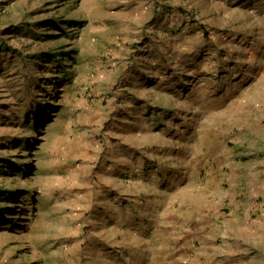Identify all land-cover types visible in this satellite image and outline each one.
Here are the masks:
<instances>
[{
  "label": "rangeland",
  "instance_id": "obj_1",
  "mask_svg": "<svg viewBox=\"0 0 264 264\" xmlns=\"http://www.w3.org/2000/svg\"><path fill=\"white\" fill-rule=\"evenodd\" d=\"M203 194L244 222L194 260L264 264V0H0V264H128L125 197Z\"/></svg>",
  "mask_w": 264,
  "mask_h": 264
},
{
  "label": "crops",
  "instance_id": "obj_2",
  "mask_svg": "<svg viewBox=\"0 0 264 264\" xmlns=\"http://www.w3.org/2000/svg\"><path fill=\"white\" fill-rule=\"evenodd\" d=\"M258 183V190L252 191L261 196L262 181ZM216 197V194H203L199 200L184 199L181 204L171 203L172 200L158 203L153 197L138 195L125 197L116 217L120 226L118 242L131 256L128 264H192L194 259L204 257L207 261L215 260L219 245H226L224 238L232 233L230 227L220 228L221 224L228 218L239 226L244 222L239 221L241 216L235 212L225 218L220 216ZM141 231L145 236L135 235Z\"/></svg>",
  "mask_w": 264,
  "mask_h": 264
}]
</instances>
